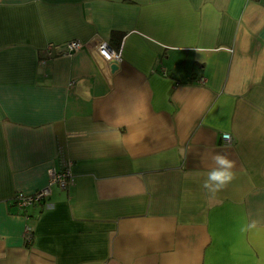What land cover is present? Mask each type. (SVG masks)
Listing matches in <instances>:
<instances>
[{"label": "crops", "instance_id": "obj_1", "mask_svg": "<svg viewBox=\"0 0 264 264\" xmlns=\"http://www.w3.org/2000/svg\"><path fill=\"white\" fill-rule=\"evenodd\" d=\"M0 264H264V0H0Z\"/></svg>", "mask_w": 264, "mask_h": 264}, {"label": "built area", "instance_id": "obj_2", "mask_svg": "<svg viewBox=\"0 0 264 264\" xmlns=\"http://www.w3.org/2000/svg\"><path fill=\"white\" fill-rule=\"evenodd\" d=\"M81 48H82V44L76 41H72L64 45V51L67 52L68 54H71ZM97 51L100 56L107 59L108 61L117 60L120 59L121 57L120 50H116L107 42L102 43L101 46L97 48ZM222 141L225 144H231L232 135L229 133H223ZM50 179H51L50 184H57L62 189L68 188L71 183L70 173L66 170H62L60 173L52 171ZM48 196H49L48 189H44L35 194L18 193L15 197V203L20 209H26L29 206L41 203ZM27 239L29 242L33 241V237L30 234V231H28Z\"/></svg>", "mask_w": 264, "mask_h": 264}, {"label": "clouds", "instance_id": "obj_3", "mask_svg": "<svg viewBox=\"0 0 264 264\" xmlns=\"http://www.w3.org/2000/svg\"><path fill=\"white\" fill-rule=\"evenodd\" d=\"M213 159L217 167L208 173L204 187L219 189L232 181L233 173L231 169L234 166V162L224 155H216Z\"/></svg>", "mask_w": 264, "mask_h": 264}, {"label": "water", "instance_id": "obj_4", "mask_svg": "<svg viewBox=\"0 0 264 264\" xmlns=\"http://www.w3.org/2000/svg\"><path fill=\"white\" fill-rule=\"evenodd\" d=\"M113 69L115 70L116 69V66L113 65Z\"/></svg>", "mask_w": 264, "mask_h": 264}]
</instances>
